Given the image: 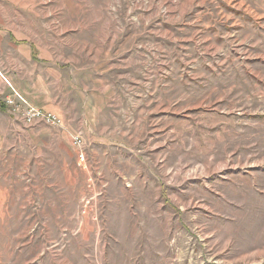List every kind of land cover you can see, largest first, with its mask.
Here are the masks:
<instances>
[{
    "label": "rangeland",
    "instance_id": "rangeland-1",
    "mask_svg": "<svg viewBox=\"0 0 264 264\" xmlns=\"http://www.w3.org/2000/svg\"><path fill=\"white\" fill-rule=\"evenodd\" d=\"M0 22L52 47L26 102L62 120L0 92V264H264V0H0Z\"/></svg>",
    "mask_w": 264,
    "mask_h": 264
},
{
    "label": "crops",
    "instance_id": "crops-1",
    "mask_svg": "<svg viewBox=\"0 0 264 264\" xmlns=\"http://www.w3.org/2000/svg\"><path fill=\"white\" fill-rule=\"evenodd\" d=\"M8 33L7 28L0 22V54H3L0 58L4 57L11 62V69L6 68V71L0 65V92L14 91L26 101L30 97L28 92H46L44 89L39 91L38 86L41 84L47 87L50 79H54L56 56L48 44L28 43L17 36L8 40ZM8 48L12 51H8ZM81 67L82 71L88 68L87 65Z\"/></svg>",
    "mask_w": 264,
    "mask_h": 264
},
{
    "label": "built area",
    "instance_id": "built-area-1",
    "mask_svg": "<svg viewBox=\"0 0 264 264\" xmlns=\"http://www.w3.org/2000/svg\"><path fill=\"white\" fill-rule=\"evenodd\" d=\"M4 105L9 108L12 115L21 119L26 125H32L36 121H41L50 126H62V120L59 116L29 105L18 93L14 91L10 96H7L4 99ZM73 141L76 145H79L81 142L78 136H74ZM80 158L83 160L82 156H80Z\"/></svg>",
    "mask_w": 264,
    "mask_h": 264
}]
</instances>
